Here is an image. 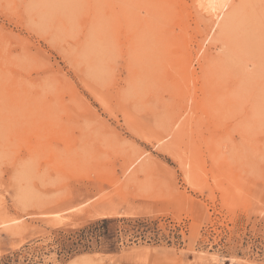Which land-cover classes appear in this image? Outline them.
Returning a JSON list of instances; mask_svg holds the SVG:
<instances>
[{
    "label": "rangeland",
    "instance_id": "374dc122",
    "mask_svg": "<svg viewBox=\"0 0 264 264\" xmlns=\"http://www.w3.org/2000/svg\"><path fill=\"white\" fill-rule=\"evenodd\" d=\"M0 264H264V0H0Z\"/></svg>",
    "mask_w": 264,
    "mask_h": 264
},
{
    "label": "trees",
    "instance_id": "16d2710c",
    "mask_svg": "<svg viewBox=\"0 0 264 264\" xmlns=\"http://www.w3.org/2000/svg\"><path fill=\"white\" fill-rule=\"evenodd\" d=\"M101 223H102V225H105V224H107V220H102ZM102 225L100 227H99L98 224L95 225V226H92L91 229L88 231V233L90 235L92 234L94 236L102 234L105 231V229H106V227L102 226ZM79 237H85V235L84 234H80Z\"/></svg>",
    "mask_w": 264,
    "mask_h": 264
},
{
    "label": "bare ground",
    "instance_id": "6f19581e",
    "mask_svg": "<svg viewBox=\"0 0 264 264\" xmlns=\"http://www.w3.org/2000/svg\"><path fill=\"white\" fill-rule=\"evenodd\" d=\"M228 20V19H227ZM161 47V46H160ZM161 55V54H160Z\"/></svg>",
    "mask_w": 264,
    "mask_h": 264
}]
</instances>
